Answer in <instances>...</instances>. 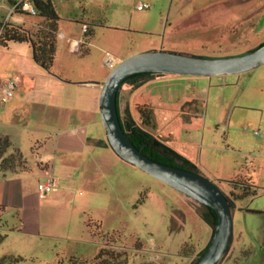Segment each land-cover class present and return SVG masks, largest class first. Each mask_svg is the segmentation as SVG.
<instances>
[{
	"label": "rangeland",
	"instance_id": "374dc122",
	"mask_svg": "<svg viewBox=\"0 0 264 264\" xmlns=\"http://www.w3.org/2000/svg\"><path fill=\"white\" fill-rule=\"evenodd\" d=\"M53 4L64 35L52 72L34 63L32 82L66 94L74 91L83 102L100 95L114 69L106 65L109 57L115 66L149 51L225 58L264 43V0ZM139 4L150 8L138 10ZM13 17L26 28L39 21ZM83 24L94 30L84 56L70 48L74 38H83ZM6 65L4 58L1 73ZM118 103L125 121L198 157L199 173L226 196L227 182L243 178L252 183L254 195L234 202L233 237L219 264H264V65L234 75L136 78L120 87ZM145 106L151 111L148 123L141 113ZM22 134L29 171L0 174L9 197L1 214L8 236L0 245V259H21L14 264H191L208 244L212 229L197 214L200 204L119 159L107 143L100 115L97 135L93 132L99 141L87 144L70 141L74 134L65 126L31 127ZM55 160L69 169L53 172ZM50 177L57 186L39 198L38 184ZM102 249L110 255L96 260Z\"/></svg>",
	"mask_w": 264,
	"mask_h": 264
},
{
	"label": "water",
	"instance_id": "95a60500",
	"mask_svg": "<svg viewBox=\"0 0 264 264\" xmlns=\"http://www.w3.org/2000/svg\"><path fill=\"white\" fill-rule=\"evenodd\" d=\"M263 65L264 43L245 54L225 58L149 51L121 61L102 84L98 110L107 143L113 153L184 197L209 207L216 214L211 238L195 264H219L227 253L233 237V212L228 199L214 182L203 175L162 164L143 155L128 140L121 127L117 110L118 91L128 78L139 74L211 77L240 74Z\"/></svg>",
	"mask_w": 264,
	"mask_h": 264
},
{
	"label": "trees",
	"instance_id": "16d2710c",
	"mask_svg": "<svg viewBox=\"0 0 264 264\" xmlns=\"http://www.w3.org/2000/svg\"><path fill=\"white\" fill-rule=\"evenodd\" d=\"M15 1L16 0H7L9 4H13ZM29 1L32 3L36 11L35 16L39 19V22L32 28H26L24 25H20L15 22L0 20V48L7 49L12 43L27 44L32 50V58L34 62L45 71L51 73L58 51L60 17L53 4V0ZM15 14L31 16L24 12H16ZM83 25L86 26V29L83 30V38L79 49V54H82V56L88 53L87 47L90 38L94 33L92 28L93 25ZM156 75L161 74L150 73L134 75L128 78L125 82L132 81L140 77H151ZM141 113L146 118V123H148L147 120H149L151 115L150 109L145 106L141 110ZM120 124L128 140L149 159L200 174L197 170V167L192 162L172 150L158 139L154 138L148 132L141 130L137 126L125 124L121 119ZM28 171L29 169L23 154L18 148L14 147L10 137L0 136V172L2 175H6L8 173H25ZM227 184L230 187V191L229 196L226 197L232 211L234 208V202L236 200H240L246 196L254 195V186L248 179L236 178L235 180L227 182ZM196 211L201 220L213 230L217 220L214 211L205 205H200ZM3 212L4 208L0 206V245L8 236L7 232L3 231L5 224L1 223V214ZM205 248L199 252L198 256L191 264H195L197 262L199 257H201L203 254ZM107 255H110V253L102 249L96 257V260ZM20 260V258L6 256L0 259V264H14Z\"/></svg>",
	"mask_w": 264,
	"mask_h": 264
},
{
	"label": "crops",
	"instance_id": "0c3cea01",
	"mask_svg": "<svg viewBox=\"0 0 264 264\" xmlns=\"http://www.w3.org/2000/svg\"><path fill=\"white\" fill-rule=\"evenodd\" d=\"M1 1L3 5L0 4V11L4 10V13L6 11L5 14H0L1 17L6 15L2 20L17 24L21 23L22 21L19 18L8 17L10 4L7 0ZM63 35V33L59 32V37H63ZM81 41L82 39L74 38L70 42V48L73 52L79 54ZM24 45L27 44L12 43L7 49L2 48L3 51H1L2 59L0 61L5 58L7 65L5 66V71L3 73L0 72V81L17 78L19 84L12 98L6 103L0 104V136L10 137L14 147L18 148L21 152L23 151L21 141L24 137L22 132L26 133L31 127H42L45 125H52L56 128L61 126L67 127L74 134L73 139H69L70 141H79V143L85 144L93 140L99 141L97 137L93 136L97 133L99 126L98 93L88 95L86 100H84L85 102H83L81 100L82 96L78 100L74 91L73 93L66 94V90L62 88L51 89L35 85L32 82V70L35 69L32 50L30 47V49L22 47ZM88 88L94 89L97 87L88 86ZM27 141L30 144L32 143L31 140ZM169 147L193 164L196 159L199 161V158H195L189 151L181 152L173 149L171 146ZM196 167L200 171L201 166ZM64 169L66 171L69 168L60 165L57 160L53 162V172L56 170L64 171ZM0 174L2 173L0 172ZM8 174L2 176L5 177ZM64 180L67 181V178ZM5 189L6 187L0 185V206L4 210L9 201ZM1 223H3L2 219Z\"/></svg>",
	"mask_w": 264,
	"mask_h": 264
},
{
	"label": "built area",
	"instance_id": "2783aa9c",
	"mask_svg": "<svg viewBox=\"0 0 264 264\" xmlns=\"http://www.w3.org/2000/svg\"><path fill=\"white\" fill-rule=\"evenodd\" d=\"M148 4H139L137 6L138 10L149 9ZM16 12H24L31 16L36 15V11L29 0H16L15 3L10 4L8 17H12ZM86 29V26H83V30ZM115 61L112 58L106 60V65L109 68H114ZM19 80L17 78H12L7 81H0V104H4L9 101L14 91L17 89ZM57 186V181L55 178L50 177L44 183L38 184L37 192L39 198H44L48 193Z\"/></svg>",
	"mask_w": 264,
	"mask_h": 264
},
{
	"label": "flooded vegetation",
	"instance_id": "af4514ba",
	"mask_svg": "<svg viewBox=\"0 0 264 264\" xmlns=\"http://www.w3.org/2000/svg\"><path fill=\"white\" fill-rule=\"evenodd\" d=\"M118 110H119V103H118ZM119 115H120V119L125 123V124H128L130 126H137L138 128H140L141 130H144L142 129L138 124H134V123H131L130 120L128 121H125V119L123 117H121V114H120V110H119ZM145 131V130H144Z\"/></svg>",
	"mask_w": 264,
	"mask_h": 264
}]
</instances>
